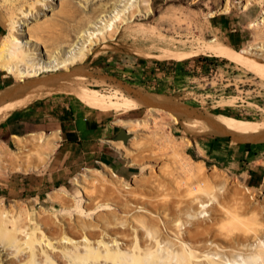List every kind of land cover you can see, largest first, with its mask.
Instances as JSON below:
<instances>
[{
	"label": "rangeland",
	"instance_id": "1",
	"mask_svg": "<svg viewBox=\"0 0 264 264\" xmlns=\"http://www.w3.org/2000/svg\"><path fill=\"white\" fill-rule=\"evenodd\" d=\"M5 1L0 0V42L7 32L9 18L11 19V12L8 11V4ZM65 1L44 0L48 6H44L45 10L40 11V13L28 11L30 13L26 20L22 19L23 29L25 30L28 26H37L39 24L47 26L53 25L56 22H58L56 23L58 25H63L65 22L64 24L72 28L78 25L80 19L87 20L88 18H85L87 16H93L92 19L95 17L93 20L96 21L98 27H105L109 22L111 24L114 22V25L117 26L120 25V19L128 15V11L125 13L123 7L127 10V7L131 5L130 2L127 4L128 6H120V3H118L113 8L115 11H111L110 13L111 15L114 13L113 15L116 16H113V19L109 13H100L102 5L109 4L110 0H87L88 2L86 0H70L73 7L81 5L79 6L81 11L82 9L84 10L81 12L82 16L76 17V19L74 18L75 20H67L55 14L64 6ZM112 1L114 2V0ZM196 1L152 0L153 12L149 16L140 14L141 16H135L124 25L121 24V32L117 36V43L112 48L89 56L85 63L69 64L70 70L68 68L67 71L60 70L58 72L59 74L66 73L67 75H70L71 73L69 72L74 69L78 70V72L72 73L64 85L49 93H33L29 89L21 87L25 83L33 82L36 77L20 79L0 69V212H10L13 210L12 215L16 217L21 215L17 223H26L28 229L31 231L40 230L39 225L45 222L43 221L45 220L44 217L47 218V221L52 218V221L54 220L57 225L60 224L66 236L72 239H81L83 231L76 227L79 231H82L79 232L77 230V232L75 228L71 229V226L68 227V224H85L84 222L86 224L94 222L99 224L101 218L98 215L101 214L103 216L104 214L105 216L112 211L100 210L101 207L97 208L100 202H105L108 207L117 210L116 204L114 203L116 201L114 195L101 198L103 195H101L103 189L99 186L101 183L98 181H94L95 183L91 182L93 175L90 172L103 171V167L116 173L119 178L124 179L125 183H133V187L138 188L139 192L148 193L152 198H154L153 194L155 193L153 192L155 191H152L153 194L151 195V191L149 189L146 190L142 184L146 185V181L152 176L158 177L163 183L165 181V185L168 187L164 185L165 189L162 188L161 191H158L159 194L156 193L158 195L156 198L159 197L160 199H157L162 203L170 201V204L174 206L175 204L171 202L178 200L181 194L183 199L186 197L187 200H190L195 195L188 197V191L185 189L178 191V188L173 185L174 175L176 177L178 175L177 172L180 173V166H178L180 162H178L179 159L176 161L174 158L176 157L175 152H173L174 147L165 144L164 139L170 137L175 140H181L182 144L180 141H178L179 144L175 141L180 146L178 151L182 152L183 150L181 156L185 153L183 157L191 158L195 163L200 162V165L204 163L206 172L210 176L209 181L214 180L213 177V179L211 178V176H214L212 174L216 175L219 172V177L216 176L215 181L209 182V187L213 186V190L215 187L216 190L214 192L217 191V187L219 186L217 191L220 195L219 197H222L224 194L223 196H229L230 200L233 196H237V192L242 189L241 186L239 187L240 184H244L245 187L247 186V188L252 189L246 193L250 207L248 209L253 207L251 213L247 210L249 212H242L243 214L241 215L243 217L250 215V218L248 216L247 220L242 217L245 220L244 222L242 221L245 225L238 221H233V219H229L230 222L222 216V218H225V223H223L222 228L226 226V229H222L220 232L225 230L223 232L227 234L228 230L232 229L229 231H232L233 234L228 233L230 236L252 237L251 235L258 232L257 229H259V232H262V235L264 234V211H262V206L264 210V194L262 193L264 192V163H260V161L264 160V131L259 132V130L255 129L257 123L264 126V76L257 70H248L226 59L217 57L203 48H192L188 42L186 44L187 48L183 51L168 46V43H178V39L181 40L182 37L184 40L187 39V34L184 36L181 35L190 32V30L193 32L192 35H195L193 39L202 37L208 40L217 37L220 41L229 45L230 41L225 36H222L220 28H216L214 18L210 16L212 12L220 10L224 0ZM132 5L129 6V11L133 10L134 6ZM238 6L233 0V8L228 14H217L232 20L233 26L229 27V29H236V33L243 40V44L232 46L235 50H240L249 43L264 39L262 35L264 34L262 33L264 28L263 30L262 28H260L261 30L259 28H248V22L258 17L262 6L257 4L246 13H240ZM82 13H85L84 16ZM110 17L115 21L110 20ZM16 25V29L21 28L18 23ZM84 27L88 29L90 24L87 22ZM38 35L39 42L43 45H37L33 42L34 45L27 43L25 46L28 48L32 45L30 47L34 48L32 50L33 53H36V56L40 58L39 53L42 46L45 48L44 46L47 45L44 42L47 41L46 43L51 44V40H49L46 32L39 33ZM257 38L259 40H256ZM76 47L79 46L77 45ZM93 48L98 50L100 46ZM199 56H207L210 59H217V61H212L213 63L210 65L201 62ZM166 60H175L176 62L184 63L188 75L184 76L180 74L175 77L169 76V79H166V76H160L166 80L163 86L157 88L149 83L150 80L145 78L144 67L152 66V62L154 61L163 62ZM43 75L49 76L51 73H45ZM69 80L70 82L72 81V84H70ZM81 89H85V98L79 95ZM140 89L147 93L156 94L165 100L172 101L173 105L176 106L175 110L161 107L159 110L153 112L142 105L127 106L125 103L126 100L132 99L131 97L135 96V91ZM156 90L163 93H156ZM90 92L96 93V97ZM118 95L121 98H118ZM78 101L81 102L80 105ZM77 103L78 105H76ZM62 104L72 106L75 116L87 119L91 125L98 126V128L102 127V129L110 128L109 135H105L103 139H111L112 141H105L101 143L102 145L97 144L93 147H91L92 145L82 148L68 146L64 150V146L61 145L63 135L61 131H59V136L58 132H55L58 138L56 148L48 157L47 161L43 165L42 163L39 165V156L44 151L42 149L44 146L40 147L39 144H22L17 142V137H29L31 134L32 136L30 137H33V135L38 136L42 134L41 132H43V135H48L55 130H60L59 125L53 126L52 121L51 123L47 121L46 115L53 113L51 110L52 107L54 109L61 108ZM76 107H80V116H77ZM188 115L197 118V121L202 122L206 126L211 125L212 131L198 133L194 121L189 120ZM153 117H155L154 120ZM156 118L159 124L157 123L155 126L153 121L157 122ZM118 119L126 121L143 120L145 123H148L145 128L143 127L129 132L126 140H118L117 134L121 130L126 129L124 126L117 124L116 121ZM49 123L50 125H48ZM238 126L249 127L248 132L252 133L254 138L247 142L245 136H224L225 129ZM220 129L224 130L222 135L215 132ZM163 135L167 137L163 138ZM134 136L137 137V140L139 137V145ZM246 136L249 138V134ZM161 139L163 142L160 141ZM132 141H136L134 143L136 146L133 145ZM116 142L120 146H123V151L126 154L120 148H117L119 144L116 145ZM238 144L246 148H255V151L261 147L257 151L258 156L256 158L251 156L248 159L250 163L249 168L257 169L258 171H255L256 173L251 174L246 168L230 167L227 162H224L226 152L231 151L225 149L230 146L234 148ZM215 154L218 158L213 157ZM35 163L38 165L35 166ZM54 164L55 167H53ZM57 166L59 167L57 171H49L52 170L50 168L55 169ZM181 173L186 175L182 171ZM186 176L182 175L184 179L188 178ZM220 177H223V180ZM77 180L84 185L83 191L80 187L76 186L75 183ZM116 180L118 179L116 178ZM187 180H183V184L185 181H190L189 178ZM238 182L240 183L239 185ZM220 188L223 192L222 194L219 192L221 191ZM93 189L95 190L94 192ZM242 192H244V188ZM175 193L178 197L175 196ZM193 193L197 194L195 190ZM55 194L58 195L56 196ZM189 194L192 193L189 192ZM50 195H54V201L49 199L48 196ZM212 195L219 198L218 194ZM162 198H164V201ZM90 200L96 202L90 203ZM229 200L226 197L228 205L233 202ZM234 205V202L230 204L231 207L226 204L229 209H233L235 207ZM206 206L204 210L205 214L211 215L212 212L214 213L217 210V207L215 208L217 203L214 201H209L206 203ZM259 206L261 207V211ZM89 210L92 213H89ZM252 210L257 213V215L254 213L255 217L253 216ZM26 213L30 214L28 222H26ZM119 213L121 212L119 211ZM107 216L112 217L110 215ZM256 216L258 219H256ZM205 218L207 219L208 216L206 215ZM8 228L14 231L12 226H8ZM45 228L49 238H59L61 236L62 230L55 229L51 225L49 227V224ZM5 230L0 223V264H24V261L25 264H29V262L32 264L33 261H29L30 259L27 257L29 250L24 247L25 245L19 244L23 240L18 243L16 242L17 244H11L9 241L8 244L5 243L8 240L3 236ZM35 235H39V231ZM225 238L226 236H224ZM40 245L42 246V244ZM41 246H37V248L43 250L44 246ZM44 250H46L45 247ZM58 250L61 251V248L58 247ZM62 255V253L57 252L51 254L53 258L51 260H47L46 257L43 258L42 255L40 257L43 259L36 256L35 262L36 264L83 263L79 259L73 262V257L71 262L69 255V257L63 256L64 258ZM261 264H264V262H261Z\"/></svg>",
	"mask_w": 264,
	"mask_h": 264
},
{
	"label": "bare ground",
	"instance_id": "2",
	"mask_svg": "<svg viewBox=\"0 0 264 264\" xmlns=\"http://www.w3.org/2000/svg\"><path fill=\"white\" fill-rule=\"evenodd\" d=\"M232 1L233 0H224V3L221 5L222 7L220 8V10L217 12H212L210 16L214 17L217 14H228L233 8ZM234 1L235 4L239 5L238 8L240 10V13L249 12L257 4H260V6H262L260 14L258 13L259 14L258 17L253 18L248 22V28H253V29L262 28L263 30L264 0H234ZM5 2H7L8 4V8H7L8 11L11 12V19L8 16L9 21L7 23L8 25L7 32L0 42V69L7 72V74L13 75L20 79L36 77V79L33 82L25 83L23 86H21L22 88L29 89L33 93H37V92L49 93L52 90H56L60 88V86L64 85L65 82L71 77L70 75H72V73L74 74L78 72V70L74 69L71 72H69L71 73L70 75H67L66 73L59 74L58 72L60 70L67 71V68L69 69V64L75 65L79 63L81 64L85 63L88 60L89 56L95 55L98 52L106 51L107 49L112 48V46H114L117 43V36L121 32L120 30L121 24L124 25L128 21H131L137 15L149 16L153 12L152 0H114V2L110 0L109 4L106 3V5L105 4L104 6L102 5L100 9L101 14H107V13L110 14L111 11L112 12L115 11L113 8H115L118 3H120L119 4L120 6H126L127 4H129V2L131 3V5L132 3H134V5H132L134 6L132 11L128 10L130 9L129 6L131 5L129 6L127 5L128 6L127 10L125 9V7H123L125 13L128 11V15L125 16L124 14H121L124 15L125 17L120 19V25L117 26L114 25L113 21L115 20H113L114 19L113 16L115 15H113L114 14L113 13L112 15L110 14L113 17V19L112 17H110V20H113L111 21L113 22L112 23L113 25L109 22V24H106L105 27H98L96 21L93 20L95 19V17L92 19L93 16L88 17L87 15H85L87 16L85 18L88 19L87 20L83 18L80 19L78 21V25L72 28H70V26H67V24H64L65 22L63 23V25L62 24L58 25L56 24L58 22L56 23L53 22L56 25L54 24L48 26L44 24H39L37 26L32 25V26H28L29 28L27 27V29L24 30L22 19L26 20V18L29 16L30 13L28 11L31 12L35 11L40 13V11L45 10L44 6H48L47 3L44 2V0H6ZM195 2L197 1L195 0ZM79 6L73 7L71 1L66 0L64 6L55 14H58L57 15L58 17H63L64 19L67 20L69 19L75 20L76 17L82 16L81 12L84 10L82 9L81 11V8ZM94 12L96 11L94 10ZM87 22L90 24V27L88 29L84 27V25H86ZM17 23L19 26H21L20 29H16ZM43 32L47 33L49 40H51V44L46 43L47 41L44 42L47 45L44 46L45 48H43L42 46L43 50L42 49L40 50L39 53L40 58H39L36 56V53H33L32 50L34 48L30 46L34 45L33 42L36 43L37 45L42 44L41 42H39L40 39L38 37L39 36L38 34L39 33L41 34ZM192 33L193 32H191L190 30V32L182 34L181 36L187 34V39L184 40L182 39L183 38L182 37L181 40H179L177 38L178 43H168V46L174 47V49L176 50L183 51L187 48L186 44L188 42L190 43V46L192 48H197V47L203 48L217 57L226 59L248 70H257L261 72L264 76V39L259 40L257 38L256 40L259 41H254L253 43H249L246 46L242 47L240 50H235L230 45L220 41L217 37L208 40L202 37H196L195 39H193L195 35H192ZM262 33H264V31ZM262 35L264 36V34ZM190 38L192 39L190 40ZM27 43H31L32 45H30L27 48V46H25ZM77 45L79 47H76ZM96 46L98 47L100 46V48L98 50H95L93 47ZM73 62L75 63L73 64ZM45 73H51V75L49 76L43 75ZM76 78L79 79L78 77ZM71 82L70 84H72ZM120 91H122V89H120ZM80 92L81 93L79 95L82 98H85L86 97L84 94L85 89H81ZM90 93H92L93 96L96 97V93L94 92H90ZM118 98H121V96L118 95ZM131 98L132 99L126 100L125 103L127 106L142 105L153 112L159 110V108L161 107L162 108L166 107V109H170V110H175L176 108V106L173 105L172 101H169L168 99L165 100L164 98L153 93L144 92L141 89L135 91V96H132ZM78 103L79 105L81 104V102L79 101ZM78 103L76 105H78ZM76 113L77 116H80V107H76ZM154 118L155 117H153V120ZM188 118L189 120L194 121V125L198 133L212 131L211 125L206 126L202 122L197 121V118L189 115ZM116 122L117 124L124 126V128H126L128 133L135 129H140L143 127L145 128L146 124L148 123V122L145 123V121L143 120L126 121L123 119H118ZM153 123L155 124V126L157 123L159 124L158 119L157 122L153 121ZM255 129L259 130V132H263L264 126L260 123H257ZM148 130L150 131V129ZM248 130L249 127L238 126L233 128H227L225 129V131L220 129L215 132H218L219 135H222L224 131L225 132L224 136H231V137L232 136L237 137V135L245 136V140L249 142V140L250 139L252 140L254 136L252 133H249ZM41 133L42 134H39L38 136L33 135V137H30L32 136V134L29 135V137H17L18 140L17 142L19 143L39 144L40 147L44 146V148H42L44 149V151L41 152L39 156V161H40L39 165L41 163L43 165L47 161L48 157L56 148V142L58 140V138L55 135V132H52L51 134L48 135H43V132ZM247 134H249V138H247L246 136ZM165 137L167 136L165 135L163 138ZM136 138L137 137H135V140L138 142L139 145L138 140L140 139L139 137L138 140ZM162 139L160 141L163 142ZM136 141L134 142L132 141L133 145H135L134 143H136ZM164 141L165 144L174 147V149L171 147L173 149V152H175V156H176L174 157L173 155V157L175 158L176 161L177 159H179L178 162H180V164L178 165L177 162V165L180 166V170L176 169L180 171V173L177 172L178 175L180 174L181 177L182 175L183 176L187 175L186 177L190 179V181L187 182L188 178L184 179L182 177L183 180H187L183 184L182 178L178 175H176L175 177L174 175L173 185H175L176 188H178V191L180 189L181 190L185 189L186 191H188L187 192L188 197L189 196L192 197V195L193 196L195 195L194 197L190 198V200L189 199L187 200L186 197L185 199H183L182 194L181 196L179 195L178 197V195L175 193V196L178 197V200L171 202L175 204L174 206L170 204V201L162 203L158 200L160 198L157 197L158 198L157 199L156 196H158L157 194H159L158 191H161L162 188L165 189L166 186L165 181L163 183V181H160L158 177L152 176L146 181V185L142 184L143 187L145 186L146 190L149 189V191H151V195L155 193L153 194V197L156 199H154L151 196H149L148 193L146 194L144 192H139L138 188L133 187V183L131 184L125 183L124 179L119 178V176L116 175V173H114L110 169H106L105 167H103L104 168L103 171L90 172L91 175H93L92 178L93 181L91 180V182L93 183L94 181L95 182L98 181L101 183V185H99L103 189L101 192V195L103 194L101 198L107 197L108 195H112V196L114 195V198L116 200L114 203L116 204L115 206L117 207V210L108 207L106 205L107 203L105 202L102 203L98 202L99 204L98 205L96 204L97 208L101 207L100 210H112L107 214L112 217H108L107 215L104 216V214L103 216H101V214L98 215V217L101 218L99 224L95 222L90 224L88 223L86 224V222H84L85 224L79 223L80 225L78 223L75 225L68 224V227L71 226V229L75 228L77 231L78 230L77 228H79L83 231L81 239H72L65 235L64 231L62 230V227H60V224L57 225L54 220L52 221V218H50L51 220L47 221V218L44 217L45 220L43 221L45 222L39 225L40 230L31 231L28 229L26 223L24 222L21 224L17 223L18 218L21 215L17 217L12 215L11 213L13 210H11L10 212L1 211L0 223L2 224V227L6 229L3 236L8 239L5 243L8 244L9 241L12 244L16 242L18 243L19 241L23 240L22 243L20 242L19 244L23 246L25 245L24 247L27 250H29V252L27 251L28 252L27 257L28 259H30L29 261L31 260L33 261L32 264L35 262L36 256L39 258L40 255H42L43 258L46 257L47 260H51L53 259L51 254H54L56 252L62 253L63 254L62 257L69 255L70 257L69 256L68 257L69 260L71 259V262H72V257H73V262L74 260L79 259L83 262L82 263L80 261L82 264H85L86 262H87L86 264H90V263L92 264H261V262L263 263L264 259L262 258H264V234L262 235L261 234L262 232H259V229H257L258 232H255L253 235H251L252 237H242L239 235L230 236L228 235V233L233 234L232 231L231 232L229 231L232 229H229L227 234H224L223 231L225 230L222 231L223 233L220 232L222 229H226V226L225 228H222L223 223H225V218H227L228 220L233 219V221L235 220L238 221L239 223H243L245 221L243 218H246V220L248 216L250 218V215L247 216L245 214L247 217H243L241 215L249 211L251 213V209L253 207L251 209H248L250 207L248 205L249 201L246 197V193L252 189L247 188V186L245 187L244 184H240L238 182V185L240 184L239 187L241 186L242 189L244 188V192H242V189L236 187L241 190V191L239 190L240 193L237 192L238 195L240 194L239 196L237 195V193L234 192L235 195L237 196L235 197L233 196V198L229 200L230 197L226 195L227 200H229L230 202L232 200L235 204L234 205L235 207L233 209H229V207L227 206H230V204L231 203L233 204V202H231L228 205L226 201V197L223 196L224 194L222 195V197H219L220 195L217 192L219 186L217 187V191L215 192H214V190H216L215 187L214 190L212 188L213 186L209 187V182L215 181V178L216 176L219 175V172L216 175L212 174L214 176H211V178L213 177L214 180L209 181L210 176L206 172L204 163L203 165H200V162L195 163L194 161H192L191 158L183 157L185 153H183L182 154L183 156H181V153L183 152V150L181 149L182 147L180 148L182 152H179L178 148L180 146L177 145V143L179 144L178 141L181 142V140H175L170 137H167L164 139ZM188 143L190 144L189 141ZM118 144L119 143H117L116 145ZM117 148H120L122 151L124 150L123 146L122 145L120 146V144ZM123 152L126 154L125 151ZM262 162L264 163V160L260 161L261 164ZM34 165L37 166L38 164L35 163ZM181 171L184 172L186 175L181 173ZM116 178L118 180H116ZM220 179L223 180V177H220ZM221 180L220 182H222ZM75 184L76 186L80 187L81 190L83 191L84 185L80 183L79 180H77ZM224 185L225 184L223 183V186ZM94 189L93 192L95 191ZM194 190L196 191L197 194L193 193ZM152 191L155 192L152 193ZM189 192H191L192 194H189ZM219 192H221V194L223 193L222 190ZM262 193L264 194V192ZM212 194H218L219 198H217L215 195ZM185 196L187 195L185 194ZM48 197L51 201H54V195H50ZM99 199L97 200L99 201ZM162 199L164 201V198ZM90 201H91L90 203L96 202L92 200ZM209 201H214L217 203V206H215V208L217 207L216 210L217 213L214 211V213L212 212L211 215L205 214L204 211L205 206L206 203H208ZM259 208L261 211L260 206ZM119 211L121 213H119ZM262 211H264L263 206H262ZM89 213H92V211H90ZM252 213L254 216L255 212L253 211ZM17 214H19V212H17ZM255 214L257 215V213ZM206 215L208 216L207 219L205 218ZM29 216L30 214H27L26 222H28ZM222 216L225 218H222ZM256 219H258L257 216ZM220 220H222V222H220ZM248 220L250 221V219ZM48 224L49 227L51 225V227H54L55 229L62 230L61 236L59 238H49V236H47L45 227ZM8 226H12L13 227L12 229H14V231L9 229ZM38 231H39V235H35V233ZM224 236H226L225 239ZM10 243L9 245H11ZM40 244H42V246ZM37 246L38 247L44 246L46 250H44L43 247L44 251L41 249L42 252H40L41 250L40 248H37ZM58 247L61 248V251L58 250ZM71 248L73 249L70 250ZM49 251L50 253H48ZM42 257H40V259ZM53 257L55 256L53 255ZM23 263L25 264V261ZM34 264H36V262Z\"/></svg>",
	"mask_w": 264,
	"mask_h": 264
},
{
	"label": "crops",
	"instance_id": "3",
	"mask_svg": "<svg viewBox=\"0 0 264 264\" xmlns=\"http://www.w3.org/2000/svg\"><path fill=\"white\" fill-rule=\"evenodd\" d=\"M215 20V26L216 28H220L222 36H225L227 40L230 41L229 45L236 46L243 44V40L240 39L239 35L236 33V29H229V27L233 26V21L230 20L228 17H224L222 15H217L213 17ZM51 110L53 113L47 114L46 119L47 121H52L53 126L59 125L60 130H55L54 132L61 131L63 137L61 145L64 146V150L69 146H77V147H93L94 145H102V142H111L112 140H104L105 135H109L110 128L109 129H102V127L98 128V126H93L90 124V122L85 118H78L75 116L73 112L72 106H69V104H62L61 108H55L52 107ZM55 121V122H54ZM50 123L48 125H50ZM125 130V129H124ZM123 130H121L117 135L118 140L119 136ZM17 136V135H13ZM58 147V144H57ZM216 147V146H214ZM231 150L226 152V158L224 162H227L230 167H237L240 169L246 168L251 174L256 173L255 171H258L255 168H249V161L250 157L256 158L258 156V148L255 151V148H246L244 146H241L238 144L236 147L230 146L229 148H226L225 150ZM218 153V152H216ZM214 158H218V156L215 154L213 155ZM57 163V162H56ZM244 166V167H243ZM55 167V164L53 165ZM59 167L57 168H50L52 170L49 171H57Z\"/></svg>",
	"mask_w": 264,
	"mask_h": 264
},
{
	"label": "trees",
	"instance_id": "4",
	"mask_svg": "<svg viewBox=\"0 0 264 264\" xmlns=\"http://www.w3.org/2000/svg\"><path fill=\"white\" fill-rule=\"evenodd\" d=\"M201 59V62H205L207 64L212 65V61H217V59H210L207 56H199ZM188 75V71L186 69V65L184 63L176 62L175 60H166L163 62L160 61H154L152 62V66H146L144 67V76L146 79L150 80V84L153 86H156L157 88H160L164 85V81L166 79H169L170 77H175L177 75ZM160 76H166V79ZM156 93H163L161 91H157ZM217 140V139H216Z\"/></svg>",
	"mask_w": 264,
	"mask_h": 264
},
{
	"label": "water",
	"instance_id": "5",
	"mask_svg": "<svg viewBox=\"0 0 264 264\" xmlns=\"http://www.w3.org/2000/svg\"><path fill=\"white\" fill-rule=\"evenodd\" d=\"M127 134H128V132H127V130L125 129V130H123L122 132H121V134H120V136H119V139H123V140H126L127 139Z\"/></svg>",
	"mask_w": 264,
	"mask_h": 264
}]
</instances>
